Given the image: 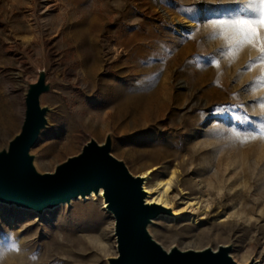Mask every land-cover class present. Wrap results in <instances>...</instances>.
<instances>
[{
  "label": "rangeland",
  "instance_id": "obj_1",
  "mask_svg": "<svg viewBox=\"0 0 264 264\" xmlns=\"http://www.w3.org/2000/svg\"><path fill=\"white\" fill-rule=\"evenodd\" d=\"M233 7L229 0H0V154L21 132L29 92L41 86L45 124L28 151L35 174L55 173L89 142H109V155L133 176L150 172L149 199L162 200L147 205L155 222L145 229L165 253L227 245L233 262L264 264V141L241 144L231 134L264 125L257 80L264 69L247 68L259 55L252 48L230 63L219 51L224 39L207 26ZM92 58L98 83L90 92L91 75L81 77L89 62L75 61ZM213 59L219 69L201 70ZM151 80L158 93L148 115L107 125L104 85L137 93ZM232 113L248 120L237 124ZM76 198L51 211L0 200V264H112L114 217L102 199ZM13 244L18 251H8Z\"/></svg>",
  "mask_w": 264,
  "mask_h": 264
},
{
  "label": "water",
  "instance_id": "obj_2",
  "mask_svg": "<svg viewBox=\"0 0 264 264\" xmlns=\"http://www.w3.org/2000/svg\"><path fill=\"white\" fill-rule=\"evenodd\" d=\"M42 89L37 86L29 92L21 132L10 142L8 153L0 154V200L41 211L101 187L115 220L119 254L112 264H236L228 256V248L165 253L153 242L145 228L155 211L143 205L141 178L109 155V142L103 146L89 142L55 173L35 174L28 151L45 124L38 99Z\"/></svg>",
  "mask_w": 264,
  "mask_h": 264
},
{
  "label": "snow or ice",
  "instance_id": "obj_3",
  "mask_svg": "<svg viewBox=\"0 0 264 264\" xmlns=\"http://www.w3.org/2000/svg\"><path fill=\"white\" fill-rule=\"evenodd\" d=\"M229 2L235 5V7L228 9L229 14L223 18L210 19L207 25L213 29L211 33L213 39L222 37L225 41V47L219 50L220 54H227L231 63L245 48H252L259 55L256 61L249 63L247 68L254 67L258 62L264 69V0H229ZM209 64H214L217 69L220 68V61L213 59L208 64L201 65V70ZM257 80L264 83V71L261 72ZM260 107L264 109V103H261ZM217 111L222 112L227 111V109H218ZM231 115L237 124L248 120L246 114L232 113ZM231 134L241 144L256 139L264 141V125H261V128L255 132H246L241 128L234 127ZM13 249L18 251V245H11L8 251ZM3 255L4 253L0 252V261L3 260Z\"/></svg>",
  "mask_w": 264,
  "mask_h": 264
},
{
  "label": "bare ground",
  "instance_id": "obj_4",
  "mask_svg": "<svg viewBox=\"0 0 264 264\" xmlns=\"http://www.w3.org/2000/svg\"><path fill=\"white\" fill-rule=\"evenodd\" d=\"M156 50L154 52H152V54H155ZM157 53V52H156ZM89 62V73L87 72L85 78H83V74H81V77L84 80H86L87 78H90V75L93 79L92 83L88 86V90L90 92H93V90L96 88V76H97V72L95 70V66L97 65V60L96 58H92V59H88L84 61H80V60H76L75 63L79 64V65H87ZM174 61H170L169 66H173ZM113 69L110 67L107 69V75H111L113 74ZM120 83L121 84H125L127 83V77L123 76L120 78ZM102 93L106 96L105 99V103L108 105V108L105 112H103V115L105 118L103 119L107 125H110L112 128H115V126L117 124H121L123 122H126L127 125H131V124H135L138 121H140L142 119V116L144 115H148L149 113V109L151 107H153V100L156 98L157 93H158V84L157 82H155V80H151L149 82H144L143 83V87L142 89L137 92V93H131L129 90L127 89H123V88H119L117 89L116 86H114L113 84H108L106 83L102 89ZM62 95V94H61ZM185 101L189 100L191 98V95L189 94H185ZM62 108H65L62 107ZM160 109L163 111L165 108L164 106H161ZM79 112V111H78ZM71 113V112H70ZM68 115V114H67ZM117 117L118 121H115L114 119ZM77 123V121H75ZM81 120H78V123H80ZM117 123V124H116ZM10 128V127H9ZM9 132L8 128L5 127L2 132L1 135H7ZM72 146H67L66 150H71ZM63 151H58L56 152V154H54L55 156H60V154ZM36 167L38 170L41 171V167L42 166H38L37 163ZM149 171L143 172L140 175H138V177H140L144 182L142 183V190L145 194L144 196V202L145 205H150L152 202H160L162 199L161 198H156L153 199L154 201L150 200V193H151V188H149L147 186V179H148V175H149ZM171 179V178H170ZM170 179L168 181L165 182V185H167L164 189V192H166L168 190V185L170 184ZM161 183H159L160 185ZM78 199H88V198H93V199H102L103 201V209L106 210V212L108 213V215L110 217L113 218V213L107 209L108 207V201L105 200V195H104V189L103 188H99L97 191L92 190L89 194H86L85 196L82 195H78L77 196ZM77 199V198H75ZM72 200V199H71ZM71 200L69 202H71ZM64 203H60L58 205H56V207H58L59 205H62ZM16 205V204H14ZM53 207H46L45 211L47 210H52ZM153 222H155V219H149L147 226L153 224ZM172 248V247H171ZM170 249H167V251H171ZM222 248H228L227 245H223V246H219L216 249H213V252H217L219 250H221ZM228 254V253H227ZM229 257H231L230 254H228ZM254 264H258V260L254 261ZM253 261H251V263H249V260H245L243 262H236V264H252Z\"/></svg>",
  "mask_w": 264,
  "mask_h": 264
}]
</instances>
